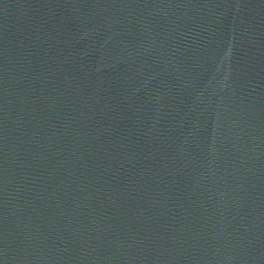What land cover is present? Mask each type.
Here are the masks:
<instances>
[{"label": "water", "instance_id": "95a60500", "mask_svg": "<svg viewBox=\"0 0 264 264\" xmlns=\"http://www.w3.org/2000/svg\"><path fill=\"white\" fill-rule=\"evenodd\" d=\"M0 264H264V0H0Z\"/></svg>", "mask_w": 264, "mask_h": 264}]
</instances>
